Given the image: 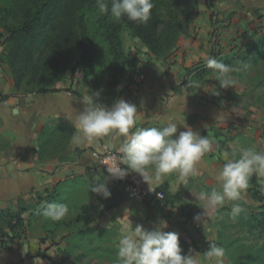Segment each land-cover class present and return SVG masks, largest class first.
<instances>
[{
    "label": "rangeland",
    "instance_id": "374dc122",
    "mask_svg": "<svg viewBox=\"0 0 264 264\" xmlns=\"http://www.w3.org/2000/svg\"><path fill=\"white\" fill-rule=\"evenodd\" d=\"M0 34H5L1 23ZM121 36L125 56L119 62L113 61L112 49L102 37H99L87 77L83 79V70L77 64L80 56V52L77 51L72 55L70 70L58 83L65 80L71 85L77 79L75 83H83L91 93L99 92L98 102L111 104L120 82L122 80L127 82L132 67H137L139 62L148 60L151 54L140 41L130 36L127 30L122 31ZM2 40L3 35L0 36V41ZM1 53L2 57L4 51ZM79 74L82 78H79ZM185 75L182 89L186 95L193 98L190 100L192 106H197L203 115L207 116L208 127L213 130L215 136V139H212L211 150L214 152H211V157L215 156L218 161L216 168L213 169L219 168L223 163L220 152L229 146L251 147L257 151H264V61L248 66L247 71L238 76L241 80H235L233 87L226 89L219 88L214 71L200 76L196 70H192ZM256 84L260 85L258 89H254ZM216 89L220 92L219 96L211 94ZM8 145V139L0 133V155L6 151ZM67 152L70 153V150ZM212 170H197V173L188 177L185 182L177 173L157 179L154 170L149 169V176L152 179L170 182V202L164 207L154 201L144 202L143 204H147L153 210L141 212L136 208L131 218L128 213L126 215L118 213L120 218L116 217V214L112 215L111 211L97 201L98 194L89 189L91 185L89 181L92 180L87 172L75 189L70 190V185L66 186L62 199L57 202L68 205L69 212L64 219L54 222L44 216L36 219L26 213L25 217L29 221L25 222L20 238L23 237L27 243L28 264H116V242L120 221L127 220L128 217L131 221L134 220L133 226L141 224L148 229L154 227L160 219L167 221V228L163 231L178 233L181 254H192L198 264H209L204 259V252L210 243L225 248L226 255L222 264H264L263 255L248 259L253 251L264 245V227L258 226L254 220L261 219L260 212L264 211L261 207L263 201L258 197L259 194L264 196L261 178L255 175L258 182L257 190L253 189L249 181V188L244 193L242 202L244 211L233 217L230 210L234 202L226 201L222 208L213 211L205 207V201L199 199L201 191H210L215 186ZM97 176L102 177L99 171ZM110 182L106 180L109 191ZM198 215H200L198 220L194 219ZM141 218L149 221L148 224L140 223ZM90 226L105 230L104 234L96 236L90 231L83 235L77 234L79 230ZM45 229L51 232L46 233ZM7 244L8 240L4 246L7 247Z\"/></svg>",
    "mask_w": 264,
    "mask_h": 264
},
{
    "label": "crops",
    "instance_id": "0c3cea01",
    "mask_svg": "<svg viewBox=\"0 0 264 264\" xmlns=\"http://www.w3.org/2000/svg\"><path fill=\"white\" fill-rule=\"evenodd\" d=\"M196 2L197 14L190 34L180 38L176 49L165 58H155L147 52L148 60L139 62L137 66L140 72H144L145 80L136 83L133 76L127 82L122 80L114 99L123 98L137 105V126L149 123L160 126L163 121L174 119L181 124L177 125L178 132L185 130L183 124L186 123L200 135L214 140L213 130L208 127L209 119L197 106H192L190 100L193 98L182 89L183 78L186 73L204 64L206 55L214 57L239 50L249 35L264 34V0ZM7 48L8 44L3 45L0 41V133L9 142L6 151L0 155V208L9 205L15 208L18 198L36 200L44 196L46 190H51L69 177L70 190L75 189L87 172L93 181L99 171L102 177L111 181L109 189L119 191L122 197L118 205L107 206L102 202L103 196L98 194L97 201L112 215L120 218L118 213H128L131 218L136 208L141 212L153 210L130 197L121 185L96 166L93 152L102 151L107 138L93 139L79 146H73L70 139L67 146L70 153L74 156L79 150L73 161L38 158L42 125L48 120L61 118L70 126L72 137L75 113L83 110L80 100L92 93L83 83L68 85L64 80L58 83L56 91L10 94L14 83L6 62ZM2 50L4 55L1 57ZM123 139L115 136L112 142L118 146ZM211 152L214 150H210L196 165L197 170L216 168L218 160L215 156L211 157ZM94 167L97 169L94 170ZM144 179V184L152 187L163 183L152 179L149 171ZM148 222L144 218L140 220L145 225ZM22 238L8 240L7 247L0 244V264H28L27 243Z\"/></svg>",
    "mask_w": 264,
    "mask_h": 264
},
{
    "label": "trees",
    "instance_id": "16d2710c",
    "mask_svg": "<svg viewBox=\"0 0 264 264\" xmlns=\"http://www.w3.org/2000/svg\"><path fill=\"white\" fill-rule=\"evenodd\" d=\"M153 3L151 19L147 24H138L126 17L113 22L110 16L99 14L95 0H0V23L5 32L0 34L3 35L1 43H8L6 58L14 83L10 94L56 91V84L70 70L72 55L77 51L80 52L77 64L83 70L85 79L92 67L99 37L112 49L113 61L119 62L125 56L121 36L124 30L156 58L167 57L176 49L179 39L190 34V26L197 14V2L153 0ZM214 57L225 64L239 66L241 71L234 73L233 79L240 81L238 76L244 74L248 66L264 61V34L249 35L241 49ZM211 71L214 70L204 64L196 67V73L200 76ZM139 72L138 67L133 66L129 71V80ZM259 86L256 84L254 89ZM152 126L158 125H144ZM71 135L70 126L61 118L46 121L40 129L38 158H56L60 162L75 160L79 150L74 156L67 152ZM250 182L257 190L255 175ZM69 185L70 177L46 190L45 195L36 200L18 198L15 208H0V244L4 246L6 240L20 238L25 222L29 221L25 214L36 219L43 217L46 204L59 202L64 188ZM156 188L164 193L161 206L168 205L169 183L163 182ZM110 193V197H102V202L107 206L118 205L122 200L121 194L115 189H111ZM258 197L263 201L261 207L264 208V196L259 194ZM260 216L261 219H254L255 223L264 227V211L260 212ZM88 231L101 236L105 230L90 226L77 234L83 235ZM45 232L51 231L45 229ZM259 255L264 256V245L253 251L248 259H255Z\"/></svg>",
    "mask_w": 264,
    "mask_h": 264
},
{
    "label": "clouds",
    "instance_id": "9594fccd",
    "mask_svg": "<svg viewBox=\"0 0 264 264\" xmlns=\"http://www.w3.org/2000/svg\"><path fill=\"white\" fill-rule=\"evenodd\" d=\"M95 4L99 14L110 16L113 22L126 17L138 24L148 23L154 7L153 0H95ZM203 62L205 67L214 70L220 89L233 87L236 83L233 74L241 71L239 66L225 64L211 55H206ZM211 94L219 96L220 92L216 89ZM98 97L99 92H96L80 100L83 110L75 113L71 144L79 146L86 141L107 138L105 152L110 154L115 149L119 153V161L109 155L111 163L105 164L108 176L113 179H124L128 173L136 172L146 181L144 177L152 169L157 179L177 173L186 182L188 177L197 173L196 165L212 148L210 137L200 135L186 123L183 124L185 130L179 132L177 125L180 123L174 119L163 121L160 126H137L136 104L123 98L105 104L98 102ZM115 136L124 138L118 146L112 142ZM220 159L223 163L211 172L215 186L210 191H201L199 199L213 211L222 208L226 201L234 202L230 215L235 217L244 211L243 197L251 177L256 175L264 184V151L229 146L221 150ZM107 178L94 177L89 189L104 198L110 197ZM68 212L67 204L53 202L46 204L42 214L57 222L64 219ZM165 228L167 221L163 219L151 229L141 224L133 226L129 217L121 220L116 242V264H198L192 254H181L179 234L163 231ZM225 255L223 246L210 243L204 252V259L209 264L213 261L222 264Z\"/></svg>",
    "mask_w": 264,
    "mask_h": 264
},
{
    "label": "built area",
    "instance_id": "2783aa9c",
    "mask_svg": "<svg viewBox=\"0 0 264 264\" xmlns=\"http://www.w3.org/2000/svg\"><path fill=\"white\" fill-rule=\"evenodd\" d=\"M79 78H82L81 74H79ZM144 79L145 75L143 72H139L134 76V81L136 83H141ZM77 81L78 80L75 79L73 82L75 83ZM109 155L114 157L116 161H119V153L116 152L115 149H113L110 154L106 153L104 149L102 151L93 152L96 166L105 173H107L105 164L111 163L109 160ZM114 181L121 185L129 194V196L139 203L156 201L159 202L160 205H163L164 193L161 190H158L156 187L145 185L143 177L139 173L130 172L125 176L124 179H114Z\"/></svg>",
    "mask_w": 264,
    "mask_h": 264
}]
</instances>
